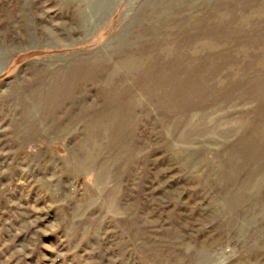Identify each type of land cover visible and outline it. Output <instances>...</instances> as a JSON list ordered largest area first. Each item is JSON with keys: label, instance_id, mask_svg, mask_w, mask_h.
Masks as SVG:
<instances>
[{"label": "rangeland", "instance_id": "374dc122", "mask_svg": "<svg viewBox=\"0 0 264 264\" xmlns=\"http://www.w3.org/2000/svg\"><path fill=\"white\" fill-rule=\"evenodd\" d=\"M0 264H264V0H0Z\"/></svg>", "mask_w": 264, "mask_h": 264}]
</instances>
